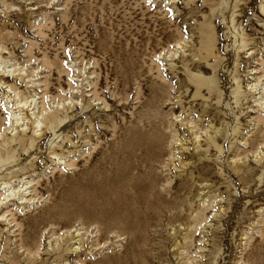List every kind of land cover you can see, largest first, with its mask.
Here are the masks:
<instances>
[{
    "label": "rangeland",
    "instance_id": "rangeland-1",
    "mask_svg": "<svg viewBox=\"0 0 264 264\" xmlns=\"http://www.w3.org/2000/svg\"><path fill=\"white\" fill-rule=\"evenodd\" d=\"M219 1L0 0V142L64 118L0 163V264H264V0Z\"/></svg>",
    "mask_w": 264,
    "mask_h": 264
},
{
    "label": "bare ground",
    "instance_id": "bare-ground-1",
    "mask_svg": "<svg viewBox=\"0 0 264 264\" xmlns=\"http://www.w3.org/2000/svg\"><path fill=\"white\" fill-rule=\"evenodd\" d=\"M237 0H220L217 2L218 12L223 13L225 10H232L233 4ZM217 10V9H216ZM215 13L217 11H214ZM237 10L231 11V16L237 14ZM238 38V39H237ZM234 42L239 44V48L245 46V40L241 35V32H237L235 35ZM208 53L214 55V49L212 46L207 47ZM0 62H2V57L0 56ZM191 73V81L193 82L196 91L200 90L202 87L206 90L209 97H212L216 100H221V91L218 88L216 78L212 75L211 77L205 76L201 70L194 69ZM252 75L258 74L259 71L254 70L250 72ZM235 87L232 88V93L234 95V101L237 104H242L248 99H252V103H257V106L264 110V87L261 86L262 83L259 80V77H254L252 79L255 80L253 84H248L242 80L240 74H236L235 77ZM250 85V86H249ZM29 110L27 112L24 110L25 118H27V123L25 126L20 128L19 133L13 134L7 137L4 141L0 142V163L2 164H10L13 163L18 156V149L26 152L31 148H34L38 143V137L44 130H49L53 138L55 137H63L64 135V118L56 117L55 120L52 121H44V119L40 121H31L29 118ZM251 111V110H250ZM31 114V113H30ZM30 120V122H29ZM23 182L24 180L21 179ZM1 187V186H0ZM9 187L6 185L2 188ZM13 189L9 187L8 192L11 193Z\"/></svg>",
    "mask_w": 264,
    "mask_h": 264
}]
</instances>
